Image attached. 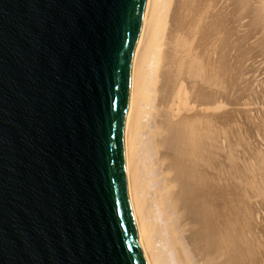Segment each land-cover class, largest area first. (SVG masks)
Segmentation results:
<instances>
[{"label": "water", "instance_id": "obj_1", "mask_svg": "<svg viewBox=\"0 0 264 264\" xmlns=\"http://www.w3.org/2000/svg\"><path fill=\"white\" fill-rule=\"evenodd\" d=\"M147 0H0V264H148L126 129Z\"/></svg>", "mask_w": 264, "mask_h": 264}, {"label": "bare ground", "instance_id": "obj_2", "mask_svg": "<svg viewBox=\"0 0 264 264\" xmlns=\"http://www.w3.org/2000/svg\"><path fill=\"white\" fill-rule=\"evenodd\" d=\"M126 162L148 264H264V0H147Z\"/></svg>", "mask_w": 264, "mask_h": 264}]
</instances>
